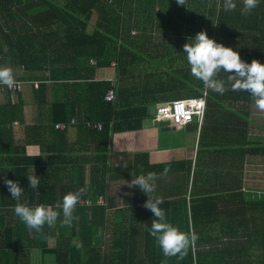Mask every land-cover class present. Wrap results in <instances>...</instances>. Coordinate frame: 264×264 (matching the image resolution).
<instances>
[{
	"label": "trees",
	"instance_id": "1",
	"mask_svg": "<svg viewBox=\"0 0 264 264\" xmlns=\"http://www.w3.org/2000/svg\"><path fill=\"white\" fill-rule=\"evenodd\" d=\"M128 1L130 0H113L111 3L107 0H0V34L8 39L11 49V52L5 53L0 44V67H3L2 65L9 55L15 57L18 64L23 65L27 72L50 68L66 61L73 64L72 68L76 70L79 61L85 63L93 61L90 59L96 60V67H109L112 62L121 65L125 46L129 47L128 51L132 53L134 58L135 49L142 47V40H144L142 42L143 46L152 45L151 36L148 34L158 32L161 34V38L157 37L160 43L156 46V56L150 58L153 62L155 61V65L160 69L163 66L155 59H168L170 54L168 51H170L173 43V38L169 39L166 35L173 34L180 37L186 33L196 34L198 31V27L195 26L199 18L197 17L199 15H197L196 7L200 0H189L191 7L189 13L184 12L186 3L185 6L177 4V7H175L177 13L174 16H170V10L174 8H171V4L175 0H161L163 7L161 12L163 14L158 18L159 21L156 24L147 17L145 11L147 7L139 8L142 11L140 12L135 5L133 10L129 12L127 10L129 9ZM234 2L237 7L233 11L224 10V0H218L217 5L215 2L210 8H205L206 11H210L211 16L215 19L214 22L209 23V29H213V31L207 33L208 30H206V33L209 38L214 39L217 43L237 51L243 61L251 63L253 59H256L264 64V0H259V5L247 16L241 14L242 1L234 0ZM95 12L98 13V22L94 25V31L88 32L87 28L90 25L91 16ZM133 14H136L137 17L133 18ZM178 17L179 19H177ZM185 17H187L188 23L190 19H193L191 20L193 21L191 26H183L182 19H186ZM128 38H138V40ZM158 47H161L162 51H159ZM183 70L187 71V77L189 78V82L183 83L184 85L174 83L172 78L171 81L167 82L159 79L157 83L152 84L154 86H166L163 90L153 91L155 94L163 95L161 102L168 103L171 99L173 101L206 97L207 102L210 103V108L232 109L242 107V109H246L253 105L250 93L231 89V85L227 82L228 74L223 71L217 77L225 81L226 91L223 95L205 89L203 83L194 77L190 79L189 75L191 73L188 64H183L178 68L172 65L169 69H166V73L172 76L177 71L183 73ZM55 72V70H52V73ZM16 81L24 82L23 88L28 84L32 85L34 94L37 97L44 94L45 84L28 82L22 79ZM173 84L179 87L175 98L174 94L172 96L166 94L168 87L175 90V88H172ZM61 86L66 94L80 96L83 102L81 105H86L87 112H85V115H91L89 119L94 121L88 122L102 124L105 126L104 129L102 131L87 130L83 129L80 124L71 125L65 130L55 129L57 123L69 125L71 118L81 122L80 110L78 108L74 110V102L69 100L63 104H52L50 109L57 113L52 118L50 126H31L27 128L29 136L31 133L37 132L39 140L44 139L46 134H51L58 140L65 137V131L70 127H77L100 138L108 136L109 131L112 133L120 131L118 128L120 119H117V114H115L116 98L113 101L105 99L108 90L113 88L110 82H74L72 84H61ZM2 87L7 91V94H20L22 92H12L3 85H0V91ZM38 105L42 107L41 101ZM10 107L8 110L6 105L0 102V158L7 152L5 151L6 147L2 146L6 138L3 129H6L10 122L19 118L17 114L21 113L16 110L19 108L18 104L14 107L10 105ZM97 111H101V117L93 118ZM126 113L130 115L132 122V125L128 128L129 130L138 128L146 115L145 109H137L136 111L121 113V117H124ZM6 115H11L10 122L8 120L9 123L6 122ZM113 120L114 122H112ZM26 149L23 150L26 151ZM44 150L41 147L39 154L44 153ZM50 150L54 153H61V155L68 152L66 148L55 144ZM262 150L264 151V149ZM106 152L107 148L100 150V157H102L100 162L104 165L106 164ZM8 155L15 156L14 153H8ZM4 162L1 159L0 166H3ZM20 162L17 167H22V169H17L18 174L14 177V181H18L24 189L19 202L32 206L35 202L33 199L34 189L29 186L27 176L30 173L27 168L25 169L30 163H23L21 160ZM36 162L39 166L44 165L39 157ZM69 166L73 169L69 173V180L72 185L64 186V190L58 194L57 188L60 181H56L54 184L40 181L38 188L40 194L37 196V204L52 205L55 210L59 211L58 205L62 202L63 196L68 192L75 193L81 189L82 185L80 182L78 183L79 180L71 178L72 175L77 174L74 164L70 163ZM84 181H82V184ZM95 182L87 185V187L85 186L88 190L80 197V200L88 199L93 204H91V207H81L78 203L74 215L78 216L79 219L74 220L71 227H61L58 220L55 227L50 228L45 225L40 232L43 235L46 234L55 238L56 245L54 249H47L45 244L37 243L34 244V247L40 249L43 255L51 256L54 259V264H162V261L166 259L165 257L145 260L129 257L122 250L125 244L120 241H113V250L105 251L106 244L101 242L99 235L105 224L106 209L96 204L101 191L97 189V182ZM6 189L1 191L0 199L1 196L2 198L5 195L7 196L8 191ZM0 203L1 207H7L4 200ZM200 208L203 209V212L204 209L205 212L208 210V214L203 216L202 212L201 217H196L193 226L186 231H194L197 234L198 239L194 246L189 249L188 255L183 260L172 257L167 259V264H264L263 194L258 195L255 189L249 192L234 190L231 193L217 194L200 199L198 210ZM10 214H13L11 219H15V227L3 228L4 223L0 221V260L15 259L17 263L20 259V251L24 248H30L29 243H21L22 237L30 238L29 234L32 231L26 228L14 212H0L1 217ZM47 229L51 232L47 233ZM37 234L33 230V236L36 237ZM239 234L245 235L248 239L246 246L223 244L222 235L233 236ZM35 239L38 242L40 240L39 238ZM76 239L83 243L82 249L78 250L72 244V241Z\"/></svg>",
	"mask_w": 264,
	"mask_h": 264
},
{
	"label": "crops",
	"instance_id": "2",
	"mask_svg": "<svg viewBox=\"0 0 264 264\" xmlns=\"http://www.w3.org/2000/svg\"><path fill=\"white\" fill-rule=\"evenodd\" d=\"M96 17H98L97 12L91 16V19ZM95 24L90 22V32L94 31ZM128 39L138 40V38ZM8 42V39L0 34V44L5 53L11 52ZM128 49L129 47L125 46L121 65H114L112 62L109 67H96V60L90 59L94 63L79 61L76 70L72 68L73 64L66 61L50 68L27 72L23 65L18 64L15 57L7 56L2 66L11 67L16 80L38 82L45 84L46 88L44 94L38 97L34 94L33 86L29 84L24 86L20 94H7V91L1 88L0 102L6 105L8 110L11 108L10 105L14 107L18 104L19 108L16 110L21 113H18L19 118L12 122L9 120L11 115L5 117L6 122L9 120L10 124L3 129L6 138L2 146L6 147L5 151L14 153L15 156H10L6 152L0 158L5 161L4 165L0 166V193L7 188L4 179L14 181L15 175L18 174L17 169H22L17 167L18 163H21L20 160L23 163L31 160L25 169L29 170L30 175L34 171L40 181L49 184L60 181L58 194L64 190V186L72 185L69 173L73 169L69 164H74L82 185L80 188L88 190L87 185L96 181L97 189L101 191L100 196L105 198V224L99 235L101 242L106 244L105 251L113 250V241H120L125 244L122 250L133 259L163 258L161 249L148 231L154 219L153 213L142 206L148 197L138 187L129 188L127 182L141 173H156L158 176L155 181L156 189L151 195L164 200L160 207L165 210L167 220L186 232L193 226L195 218L201 217L203 209L198 210L200 199L231 193L234 190L249 192L255 189L264 192V151L262 150L264 143H250L247 136L236 134L231 126L233 121L239 120L250 124L253 122L263 130L264 119L260 124L246 118L243 111L236 108H210V103L205 97L207 107L202 119L195 118L197 121L194 119L190 125L175 127V130L169 133H161L159 123L150 116V108L166 102H161L162 94L144 90L154 84L151 80L147 84L144 77L153 75V79L157 80V72L150 71L147 74L146 71L139 70L140 63L135 56L132 57ZM52 70L56 72L52 73ZM130 78L132 80H129ZM100 81L110 82L112 89L116 91L115 114L117 119H120L119 132L109 131L108 136L100 138L77 127H70L65 131V137L58 140L51 134H46L44 139L39 140L37 132L29 136L27 128L31 126H50L52 118L57 113L50 109L54 103L63 104L71 100L74 102V110L78 108L81 112L80 121H93L89 119L91 115H85L86 105H81L83 103L81 97L66 94L61 84ZM40 101L42 107L38 105ZM250 108L246 110L247 113L249 112L248 116L252 114L253 105ZM137 109H145L146 115L138 128L129 130L132 125L131 117L127 113L121 117V113ZM101 115V111H97L93 118ZM146 122H152V126L145 128ZM221 124L223 129H216ZM54 144L66 148L68 152L65 155L54 153L50 150ZM249 145L254 148H250ZM41 147L45 152L39 154ZM24 148H27L26 151L23 150ZM102 148H107L105 165L100 162ZM38 157L44 163L43 166L37 164ZM165 168L170 169L167 176L161 175ZM83 180L85 181L82 184ZM36 191L34 190L35 202L32 206L37 204ZM3 200L7 203V207H1L0 203V212L13 213L17 201L12 199L9 191L7 196L3 198L1 196L0 202ZM205 214H208V210L205 212L204 209L203 216ZM11 217L13 214L0 216V221L4 223L3 228L15 227V219ZM50 232L47 229V233ZM29 236L30 238L22 237L21 243H29L30 248L20 251L19 262L16 263L15 259H1L0 264H54V259L43 255L34 244H45L47 249L52 250L56 245L55 238L40 232L34 237L33 231ZM35 238H39V242ZM221 239L224 245L248 243V239L243 234L222 235Z\"/></svg>",
	"mask_w": 264,
	"mask_h": 264
},
{
	"label": "clouds",
	"instance_id": "3",
	"mask_svg": "<svg viewBox=\"0 0 264 264\" xmlns=\"http://www.w3.org/2000/svg\"><path fill=\"white\" fill-rule=\"evenodd\" d=\"M176 2L180 6H185V0H176ZM242 3L241 14L247 16L259 5V0H242ZM223 7L225 11H233L237 5L234 0H224ZM186 39L188 42L183 45V51L190 66V73L203 83L205 89L223 95L226 91L225 81L217 78L223 71L228 74L227 82L231 85V89L250 93L253 107L264 114V64L256 59H253L251 63L243 61L237 51L217 43L214 39L209 38L206 31L203 30ZM0 85H5L9 89L17 85L11 67H0ZM169 171V168H165L161 175L167 176ZM27 178L30 188L37 190L36 194L39 195L40 178L34 174V171ZM156 179H158L156 173H141L133 176L132 180L127 182V186L129 188L138 187L147 195L148 199L142 206L154 215L148 231L166 258L162 264H167L168 258L176 257L178 260H183L188 255L189 249L194 246L198 236L194 231H181L167 220L165 210L160 207L164 200L151 195L156 189ZM4 184L12 199L17 201L13 208L14 214L29 231L34 230L39 233L45 225L50 228L55 227L58 220L61 227H71L73 221L79 219L74 213L81 195L86 192L85 188H81L75 193L65 194L62 202L58 205L60 210L57 211L52 205L43 203L34 206L20 203L24 189L19 182L5 178ZM73 245L78 250L83 248V243L78 240H74Z\"/></svg>",
	"mask_w": 264,
	"mask_h": 264
},
{
	"label": "rangeland",
	"instance_id": "4",
	"mask_svg": "<svg viewBox=\"0 0 264 264\" xmlns=\"http://www.w3.org/2000/svg\"><path fill=\"white\" fill-rule=\"evenodd\" d=\"M161 0H130L127 2V4L129 5V12L130 10H133V7H137V9L141 8H145V11L147 12V17L150 18L151 20L154 21V24H156V22H158V18L161 16V14H163L161 11L163 9L162 5H161ZM242 1V0H240ZM216 2V3H215ZM186 7L184 8V12L186 13H189L191 12V7H190V1L189 0H186ZM218 4V0H200V2L198 3L196 9L198 11L197 17L198 20H197V25H195L196 27H198V32L200 31H206L208 30L207 33H210L213 31V29H209V23L210 22H214L215 19L214 17L211 16V13L210 11H206L205 8H210L212 4ZM174 7V8H172ZM175 7H177V3H176V0L172 2L171 4V8L172 10H170V16H174L176 15L177 13V10L175 9ZM141 9H139L140 12ZM213 9V8H211ZM210 9V10H211ZM164 12V11H163ZM194 12V10H193ZM166 13V12H165ZM133 18H136L137 15L136 14H133L132 16ZM186 19H182L183 20V26L186 25V26H191V23H193V19H190L189 20V23H188V20H187V17H185ZM179 19V17L177 18ZM90 22H94V23H97L98 22V17L96 18H93V19H90ZM171 24V23H170ZM212 24V23H211ZM174 26V24H171ZM213 26V25H212ZM211 26V27H212ZM90 27L87 28L88 32H90L89 30ZM159 34V35H158ZM144 35V34H143ZM151 36V39H152V45H146L145 47L142 46L141 48H137L135 49L134 51V56L136 58V60L140 63V67H138L139 70H141L142 72H147V74H149L148 72L152 71V72H157V80H162L164 82H167V81H171V78H172V81L177 82V83H180L182 85H184L183 83H186V82H189V78L187 77V71L183 70V73L182 72H175L176 74H172V76H169L171 74L166 73V69H169L172 65L175 66L176 68H178L179 66L183 65V64H188L187 63V59H186V55L183 51V45L188 42L186 38L188 37H193L195 34H183L182 36H176V35H169V34H165L166 36H168L169 39H172L173 38V43H172V47L170 49V51H168L170 54H169V58L167 59H162V58H156V62H158L159 64H161V66H163L162 68H158L156 65H155V61L153 62V60L150 58V57H155L156 56V46L158 45V43H160V40L157 38H161V34L158 33V32H152L151 34H148ZM145 37V36H144ZM176 39V40H174ZM159 51H162L161 47H158ZM149 64H153V65H149ZM190 74V73H189ZM190 79L191 77H193L192 75H189ZM145 82L148 84L151 81H153V83H157L158 81L153 79L154 76H145ZM129 80H132V78H130ZM172 84V82H171ZM175 85V86H174ZM178 85L176 84H173L172 88H175V90H172L171 88L168 87V90H167V93L166 94H171V96L173 94H176L179 90V87H177ZM166 86L165 85H157V86H147L144 90L145 92H149L150 90L152 91H160V90H163ZM178 94V93H177ZM176 96H174L175 98ZM178 97V96H177ZM172 100V99H171ZM171 100H169L168 102H170ZM236 109H239V110H242L244 115L251 119V121H255L257 123H260L262 124V120L264 118V114H261L258 110H256L255 108H253V110H251V115L248 116L249 112L247 113L246 110L248 109H251V108H246V109H242V107H236ZM247 113V114H246ZM212 116L213 114L211 115L210 119L212 120ZM232 116H230L231 118ZM195 121H197V119H195ZM221 123V122H220ZM231 126H233L232 128L234 129L233 131L236 132V134H239V135H244V136H247L248 137V141L250 143H264V129L262 130L261 128H259V126L255 123H249V122H240L239 120H237L236 122L233 121L231 123ZM220 128V130H222V124L220 127H217L216 129ZM71 178H77V174H74L71 176ZM79 180V179H78ZM79 183V181H78ZM247 244H245L246 246Z\"/></svg>",
	"mask_w": 264,
	"mask_h": 264
},
{
	"label": "built area",
	"instance_id": "5",
	"mask_svg": "<svg viewBox=\"0 0 264 264\" xmlns=\"http://www.w3.org/2000/svg\"><path fill=\"white\" fill-rule=\"evenodd\" d=\"M108 2H113V0H107ZM94 63L93 61H90ZM114 65H116L114 63ZM24 82L17 81V85L12 89H7L12 92H21L23 89ZM38 85V84H37ZM5 86V85H3ZM116 98V91L114 89L108 90L105 99L107 101H113ZM206 101L205 98L202 97H193L187 99H177L171 102L158 105L155 110V115L153 116L154 121L157 123H169L170 127H185L191 123H193L195 118L202 119L206 110ZM18 124V122H15ZM69 125L65 123H57L55 124V129L57 130H65L71 125L80 124L83 129L87 130H96L102 131L104 126L102 124H97L88 121L78 122L76 119L71 118ZM258 195L263 194V191H257ZM91 201L88 199L80 200L79 206L81 207H91ZM97 206L105 207V198L104 196H100L96 201Z\"/></svg>",
	"mask_w": 264,
	"mask_h": 264
},
{
	"label": "water",
	"instance_id": "6",
	"mask_svg": "<svg viewBox=\"0 0 264 264\" xmlns=\"http://www.w3.org/2000/svg\"><path fill=\"white\" fill-rule=\"evenodd\" d=\"M155 110H156V107L154 105V107H151L150 108V116L153 117L155 115ZM152 126V122H146L144 123V127H151ZM159 127H160V132L161 133H169L170 131H174L175 130V127H170L169 126V123H160L159 124Z\"/></svg>",
	"mask_w": 264,
	"mask_h": 264
}]
</instances>
